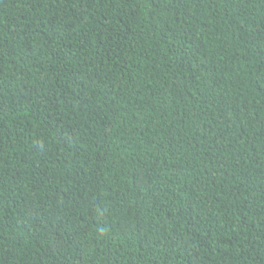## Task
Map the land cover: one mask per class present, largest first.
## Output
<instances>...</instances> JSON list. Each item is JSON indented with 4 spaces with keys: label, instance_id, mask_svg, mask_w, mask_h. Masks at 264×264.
<instances>
[{
    "label": "trees",
    "instance_id": "trees-1",
    "mask_svg": "<svg viewBox=\"0 0 264 264\" xmlns=\"http://www.w3.org/2000/svg\"><path fill=\"white\" fill-rule=\"evenodd\" d=\"M0 264H264V0H0Z\"/></svg>",
    "mask_w": 264,
    "mask_h": 264
}]
</instances>
